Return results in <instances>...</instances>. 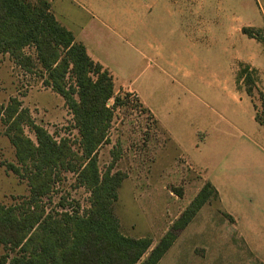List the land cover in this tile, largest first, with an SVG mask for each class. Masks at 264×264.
<instances>
[{
    "label": "rangeland",
    "instance_id": "1",
    "mask_svg": "<svg viewBox=\"0 0 264 264\" xmlns=\"http://www.w3.org/2000/svg\"><path fill=\"white\" fill-rule=\"evenodd\" d=\"M179 1L182 7L175 8L168 0L173 33L166 38L161 79L144 81L141 70L116 71L122 85L134 88L170 127L178 145L130 93L114 109L98 163L104 169L115 161L114 171L126 174L114 207L121 232L149 237L153 245L207 180L217 186L218 199L199 210L158 264H264V126L253 118L257 95L252 102L238 77L241 64L256 69L264 92V43L241 32L251 27L264 37V0ZM25 52L34 56L31 47ZM10 97L56 139L77 137L63 99L43 86L38 70L26 72L0 54V103ZM2 163L16 161L0 125V204L10 205L28 187ZM51 196L50 207L62 197L68 210L89 207V192L76 187L71 173ZM220 246L225 261L213 256Z\"/></svg>",
    "mask_w": 264,
    "mask_h": 264
},
{
    "label": "trees",
    "instance_id": "2",
    "mask_svg": "<svg viewBox=\"0 0 264 264\" xmlns=\"http://www.w3.org/2000/svg\"><path fill=\"white\" fill-rule=\"evenodd\" d=\"M241 31L264 43L253 28ZM29 47L34 56L25 52ZM0 54L26 72L38 70L43 86L63 99L77 135L56 139L17 97L0 103V125L16 161L2 165L28 187L13 204H0V264H158L199 210L218 199L215 187L206 181L155 245L149 237L124 235L114 207L126 174L114 171L115 161L101 169L98 151L108 143L114 109L131 94L115 93L110 73L56 20L47 0H0ZM238 77L252 102L257 95L254 119L264 126L256 69L241 64ZM66 173L89 192L82 212L66 209L64 197L49 206Z\"/></svg>",
    "mask_w": 264,
    "mask_h": 264
},
{
    "label": "crops",
    "instance_id": "3",
    "mask_svg": "<svg viewBox=\"0 0 264 264\" xmlns=\"http://www.w3.org/2000/svg\"><path fill=\"white\" fill-rule=\"evenodd\" d=\"M47 1L56 20L72 32L77 42L84 45L88 56L95 63L100 64L110 73L115 93H134L139 99L138 103L150 113L158 127H161L170 140L178 145L170 127L141 99L134 88L123 86L116 73L119 69L123 71L141 70L144 72V81L161 79L160 72L165 61L166 38L168 34L173 33V29L167 26L168 21L171 22V19L168 20L169 9H172L168 7V0ZM174 3L175 8L182 7L179 0H174ZM196 13V11L192 12L195 17ZM209 182L215 187L219 196L217 186L213 181ZM188 227L182 232H185ZM175 242L171 248L175 247ZM220 247L222 249H219L217 254H214V249L212 250L213 256L217 255L220 261H225L224 247ZM215 261L216 258L213 262Z\"/></svg>",
    "mask_w": 264,
    "mask_h": 264
},
{
    "label": "built area",
    "instance_id": "4",
    "mask_svg": "<svg viewBox=\"0 0 264 264\" xmlns=\"http://www.w3.org/2000/svg\"><path fill=\"white\" fill-rule=\"evenodd\" d=\"M132 95V94H131Z\"/></svg>",
    "mask_w": 264,
    "mask_h": 264
}]
</instances>
